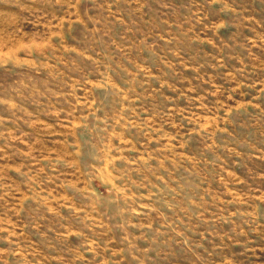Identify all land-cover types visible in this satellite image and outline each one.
I'll list each match as a JSON object with an SVG mask.
<instances>
[{"label": "rangeland", "instance_id": "374dc122", "mask_svg": "<svg viewBox=\"0 0 264 264\" xmlns=\"http://www.w3.org/2000/svg\"><path fill=\"white\" fill-rule=\"evenodd\" d=\"M0 264H264V0H0Z\"/></svg>", "mask_w": 264, "mask_h": 264}]
</instances>
